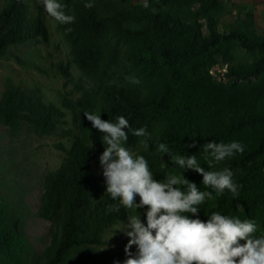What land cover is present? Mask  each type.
<instances>
[{
	"label": "trees",
	"instance_id": "16d2710c",
	"mask_svg": "<svg viewBox=\"0 0 264 264\" xmlns=\"http://www.w3.org/2000/svg\"><path fill=\"white\" fill-rule=\"evenodd\" d=\"M225 1L230 0H147L144 8V0H91L94 6L86 8L90 0H60L76 17L72 24L57 22L70 57L55 66L79 91L74 99L62 97L77 133L60 166L43 177L34 213L52 221L50 241L43 249L31 245L22 212L14 214L0 193V264H95L86 257L103 243L105 231L134 214L124 207L119 212L107 210L116 201L105 191L106 184L97 182L94 165L104 151L103 134L84 117L86 111L113 122L124 116L132 129L145 127L150 134L148 149L140 144L144 138L131 132L125 147L145 157L156 180L168 174L179 178L182 172L200 191L211 190L203 185L202 175L182 171L168 153L160 156V143L173 156L194 154L206 170L231 168L234 180L242 185L239 197L234 199L227 189L219 197L213 192L214 198L199 206L198 218L207 221L218 211L254 219L261 229L254 235L264 234V35L256 31L252 9H246L236 24L220 28L219 19L229 13ZM49 37L42 12L34 15L30 0L3 1L0 57L27 44H45ZM236 46L252 54L250 62L236 59L232 52ZM71 65L86 84L74 81ZM224 65L227 80L217 81L209 70ZM64 116L58 106L44 101L38 89L5 82L0 125L12 137L23 129L52 134ZM209 141H240L246 147L213 169L202 148ZM177 186L187 188L182 181ZM134 203H139L138 196ZM137 211L143 221L145 209ZM96 264L124 261L115 255Z\"/></svg>",
	"mask_w": 264,
	"mask_h": 264
},
{
	"label": "clouds",
	"instance_id": "9594fccd",
	"mask_svg": "<svg viewBox=\"0 0 264 264\" xmlns=\"http://www.w3.org/2000/svg\"><path fill=\"white\" fill-rule=\"evenodd\" d=\"M43 6L50 17L61 24H72L76 20L60 0H43ZM84 6L94 5L90 0ZM148 6L144 0L143 7ZM125 79L139 83L134 77ZM100 114L83 113L92 127L103 134L101 142L105 147L99 156V165L105 178V191L116 201L109 204L107 210L119 212L124 207L134 213L116 229L128 237L124 264H264V234L254 235L261 231L256 220H241L218 211H213L207 221L198 218L199 206L206 198L213 199V192L219 197L227 189L234 199L239 197L242 185L234 180L231 168L206 170L194 154L173 156L169 147L160 143L157 147L160 156L168 153L182 171L192 170L202 175L203 185L211 190L200 191L182 172L179 178L168 174L156 180L145 157L125 147L131 132L132 136L144 138L140 144L147 150L150 134L146 128L132 129L124 116H117L115 122L102 120ZM194 146V143L188 145ZM245 147L240 141H209L202 145L206 158H211L209 167L213 169L216 164L242 154ZM161 162L167 167L163 160ZM181 181L187 185L186 189L177 186ZM137 196L139 203H134ZM137 209H145L143 221ZM133 245L135 253L130 251Z\"/></svg>",
	"mask_w": 264,
	"mask_h": 264
},
{
	"label": "rangeland",
	"instance_id": "374dc122",
	"mask_svg": "<svg viewBox=\"0 0 264 264\" xmlns=\"http://www.w3.org/2000/svg\"><path fill=\"white\" fill-rule=\"evenodd\" d=\"M3 1L0 0V6ZM30 3L34 15L39 10L42 12L50 37L45 44H27L0 57V96L5 82L11 80L23 89H38L44 101L58 106L65 116L55 132L49 135H37L23 129L19 135L12 137L8 128L0 125V193L12 207L14 214L18 210L22 212L25 235L31 245L40 251L50 241L52 226V221L34 215L40 204L43 177L60 166L77 133L72 113L63 107L62 97L74 99L79 95V91L74 82L67 81V77L55 66L58 62H67L70 57L68 46L58 30L57 21L45 11L43 0H30ZM260 3H264V0L225 1L229 13L219 19L220 28L236 24L238 19L245 17L246 9L253 10V6ZM255 28L258 34L264 35V24L256 23ZM232 52L241 62H250L252 59V54L239 46L234 47ZM69 71L75 82L86 84L74 65H71ZM209 73L217 81L227 80L223 76V73H226L225 65L213 67ZM99 156H96L94 163L95 176L97 182L103 185L105 178L99 165ZM120 226L121 222L105 231L103 243L94 247L93 254L86 257L87 261L96 264L115 255L122 261L127 259L124 247L128 237L116 230ZM130 251L135 253L136 246L133 245Z\"/></svg>",
	"mask_w": 264,
	"mask_h": 264
},
{
	"label": "crops",
	"instance_id": "0c3cea01",
	"mask_svg": "<svg viewBox=\"0 0 264 264\" xmlns=\"http://www.w3.org/2000/svg\"><path fill=\"white\" fill-rule=\"evenodd\" d=\"M253 14L256 23L264 24V3L253 6Z\"/></svg>",
	"mask_w": 264,
	"mask_h": 264
}]
</instances>
